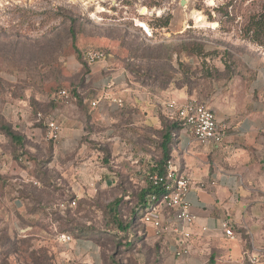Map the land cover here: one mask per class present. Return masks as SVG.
Here are the masks:
<instances>
[{
  "label": "rangeland",
  "instance_id": "374dc122",
  "mask_svg": "<svg viewBox=\"0 0 264 264\" xmlns=\"http://www.w3.org/2000/svg\"><path fill=\"white\" fill-rule=\"evenodd\" d=\"M222 2L0 0V119L22 138L18 144L8 138L12 157L34 161L31 170L39 184L36 190L28 189L23 215L24 225L33 227V236L11 232L5 216L0 217V264H57L58 247L46 244L42 237L61 240V233L96 240L109 252L105 264H111L109 257L114 264H158L155 257L146 259L142 244L130 247L126 244L131 243H123L129 240L128 233H119L117 222L125 225L135 213L145 173L151 160L159 157V131L152 132L151 149L140 164L105 166L101 159L85 166L89 177H98L89 181L92 184L86 185L83 195H76L61 182L59 174L64 166L47 167L59 139L47 138L46 123L61 107L51 98L66 90L70 99L86 110L84 99L89 106L96 95L85 83L89 67L84 54L91 50L102 51L112 65L124 69L127 84L150 95L159 111L168 101L163 92L170 85L193 90L197 98L205 96L214 83L237 73L240 56L248 46L264 51L237 38L233 30H220V13L215 8ZM201 16L203 23H197ZM123 107L108 111L116 113ZM86 127V131L90 129ZM88 137L82 138L89 144L85 153L101 154L102 145ZM128 158L129 154L124 161ZM76 167L73 159L66 166L72 171ZM130 172L143 177L131 179ZM118 200L120 203L113 205ZM261 201L255 209L251 234H241L246 239L243 252L233 260L222 256L216 261L209 256L205 264H264V199ZM67 202L70 208H59ZM138 228L141 230V225ZM141 236L136 233L133 239Z\"/></svg>",
  "mask_w": 264,
  "mask_h": 264
},
{
  "label": "crops",
  "instance_id": "0c3cea01",
  "mask_svg": "<svg viewBox=\"0 0 264 264\" xmlns=\"http://www.w3.org/2000/svg\"><path fill=\"white\" fill-rule=\"evenodd\" d=\"M240 60L237 73L214 83L203 97L197 98L193 90L188 91L184 86L170 85L163 92L168 101L178 104L200 100L199 103L214 113L225 135L222 143L216 145L196 142L184 128L176 133L170 160L190 181L185 205L195 218L189 227L188 253L174 257L175 237L169 235L157 240L153 227L142 223L140 231L143 238L133 239L136 233L129 231V240L123 243H131L126 244L130 247L142 244L148 260L155 257L158 264H205L209 256L216 261L222 256L233 260L244 250L246 239L241 234H251L255 209L264 199V51L248 46ZM128 81L125 70L112 65L105 56L89 66L85 75L87 87L96 94L90 99V105L94 101L97 108L88 106L86 99L83 102L86 110L70 97L57 103L61 107L53 117L59 126V141L53 147L47 167L64 166L59 174L61 182L76 195H83L91 183L89 181L98 177H89L85 166L101 159L105 166L140 164L151 149L152 132L161 129V118L169 120L164 102L159 111L151 102L150 95L140 92L136 85L129 86ZM113 100H121V107H124L111 114L109 108H118ZM86 125L90 126L87 131ZM83 136H89V140L102 145L101 149L99 147L102 153L86 154L89 144L82 139ZM128 154L130 158L126 162L124 159ZM132 154L144 158L138 156L136 159ZM72 159L78 166L73 171L66 168ZM33 165L34 161L12 157L9 140L0 131V217L5 216L11 232L13 229L25 237L33 236V227L23 222L29 201L27 191L39 188L31 170ZM138 177L142 179L143 176L130 172L131 179ZM65 207L70 208V203L59 204V208ZM225 221L233 231L232 239L224 233L222 224ZM62 235L69 240L42 237L46 244L58 247L55 253L57 264H105L109 252L96 240L70 237L64 233L58 237Z\"/></svg>",
  "mask_w": 264,
  "mask_h": 264
},
{
  "label": "built area",
  "instance_id": "2783aa9c",
  "mask_svg": "<svg viewBox=\"0 0 264 264\" xmlns=\"http://www.w3.org/2000/svg\"><path fill=\"white\" fill-rule=\"evenodd\" d=\"M104 57L105 54L100 50H91L84 54V60L88 67L103 60ZM69 97L66 90H59L53 94L51 99L54 103H58L59 100L66 101ZM112 103L116 107H120L122 102L121 100H113ZM91 106L97 107V103L93 101ZM164 110L166 117L169 120L177 121L181 128L186 129L196 142H211L216 145L222 143L225 132L218 125L214 113L206 105L197 101H188L183 104L167 101L164 104ZM46 128L47 138L57 141L59 134L57 123L53 119H49ZM146 177L152 186L161 187L163 195L159 200L155 196L148 198V204L141 221L143 224L153 227L157 240L173 235L175 237L174 257L184 256L188 253L191 237L189 227L195 219L185 205L190 181L173 166L171 160L167 161L162 174H147ZM71 205L74 203L72 202ZM222 227L225 235L232 239L234 234L229 223L223 222ZM60 239L68 241L69 237L62 235Z\"/></svg>",
  "mask_w": 264,
  "mask_h": 264
},
{
  "label": "trees",
  "instance_id": "16d2710c",
  "mask_svg": "<svg viewBox=\"0 0 264 264\" xmlns=\"http://www.w3.org/2000/svg\"><path fill=\"white\" fill-rule=\"evenodd\" d=\"M215 10L220 13V30L224 32H231L233 30L237 38L264 49V0H223L222 4L216 7ZM75 51L79 53L77 49ZM0 123L2 134L14 144L22 142V138L14 134L9 126L3 124L2 119H0ZM180 129L181 126L177 121H169L162 118L161 129L159 130L160 153L158 158L151 160L148 174H162L164 172L165 165L170 160V149L174 145L176 133ZM162 195L161 187L152 186L146 177L145 184L138 193L135 213L131 215L125 225L118 221L117 231L119 233H129V231L132 233L139 232L137 234L142 235L138 225L142 224L141 219L147 207L148 198L155 196L159 200ZM119 203L118 200L113 205L117 206ZM114 215L117 216V212H114ZM109 259L110 263L114 264L113 258L109 257Z\"/></svg>",
  "mask_w": 264,
  "mask_h": 264
},
{
  "label": "bare ground",
  "instance_id": "6f19581e",
  "mask_svg": "<svg viewBox=\"0 0 264 264\" xmlns=\"http://www.w3.org/2000/svg\"><path fill=\"white\" fill-rule=\"evenodd\" d=\"M146 12H147L146 9H143L142 14H145ZM196 21H197V23H203V17L202 16L201 17H197Z\"/></svg>",
  "mask_w": 264,
  "mask_h": 264
},
{
  "label": "water",
  "instance_id": "95a60500",
  "mask_svg": "<svg viewBox=\"0 0 264 264\" xmlns=\"http://www.w3.org/2000/svg\"><path fill=\"white\" fill-rule=\"evenodd\" d=\"M182 4H183V2H182ZM214 26L216 27L217 25L215 24Z\"/></svg>",
  "mask_w": 264,
  "mask_h": 264
}]
</instances>
